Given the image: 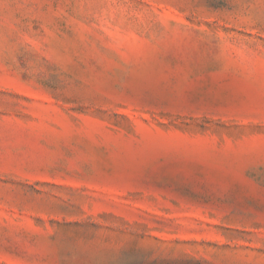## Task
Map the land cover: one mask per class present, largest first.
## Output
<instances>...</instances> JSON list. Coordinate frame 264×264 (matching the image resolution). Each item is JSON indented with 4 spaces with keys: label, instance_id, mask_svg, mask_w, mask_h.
Wrapping results in <instances>:
<instances>
[{
    "label": "rangeland",
    "instance_id": "374dc122",
    "mask_svg": "<svg viewBox=\"0 0 264 264\" xmlns=\"http://www.w3.org/2000/svg\"><path fill=\"white\" fill-rule=\"evenodd\" d=\"M0 264H264V0H0Z\"/></svg>",
    "mask_w": 264,
    "mask_h": 264
}]
</instances>
